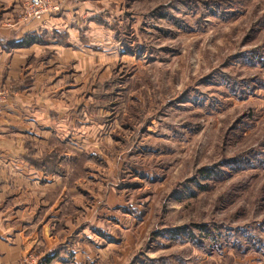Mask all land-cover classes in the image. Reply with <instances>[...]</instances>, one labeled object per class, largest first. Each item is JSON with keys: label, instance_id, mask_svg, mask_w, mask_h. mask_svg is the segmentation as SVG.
Listing matches in <instances>:
<instances>
[{"label": "rangeland", "instance_id": "rangeland-1", "mask_svg": "<svg viewBox=\"0 0 264 264\" xmlns=\"http://www.w3.org/2000/svg\"><path fill=\"white\" fill-rule=\"evenodd\" d=\"M109 11L113 44L131 50L73 94L75 116L104 125L70 178L95 191L89 176L113 177L129 218L119 264H264V0Z\"/></svg>", "mask_w": 264, "mask_h": 264}, {"label": "crops", "instance_id": "crops-1", "mask_svg": "<svg viewBox=\"0 0 264 264\" xmlns=\"http://www.w3.org/2000/svg\"><path fill=\"white\" fill-rule=\"evenodd\" d=\"M25 1L0 0V88L7 90L0 100V264H119L129 218L123 207L118 216L113 177L89 176L95 191L81 181L86 174L70 178L89 133L101 134L104 122L86 113L83 121L70 104L86 71L130 54L121 41L113 44L108 22L109 8L123 0H62L55 14L17 21ZM44 53L50 57L42 61ZM116 217L122 226L109 222Z\"/></svg>", "mask_w": 264, "mask_h": 264}, {"label": "built area", "instance_id": "built-area-1", "mask_svg": "<svg viewBox=\"0 0 264 264\" xmlns=\"http://www.w3.org/2000/svg\"><path fill=\"white\" fill-rule=\"evenodd\" d=\"M62 0H26L17 11V21L40 20L60 10ZM7 96V90L0 88V100Z\"/></svg>", "mask_w": 264, "mask_h": 264}]
</instances>
